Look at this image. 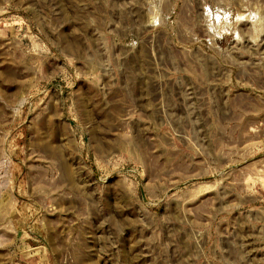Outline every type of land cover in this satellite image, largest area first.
Returning <instances> with one entry per match:
<instances>
[{
	"label": "rangeland",
	"instance_id": "rangeland-1",
	"mask_svg": "<svg viewBox=\"0 0 264 264\" xmlns=\"http://www.w3.org/2000/svg\"><path fill=\"white\" fill-rule=\"evenodd\" d=\"M0 264H264V0H0Z\"/></svg>",
	"mask_w": 264,
	"mask_h": 264
}]
</instances>
